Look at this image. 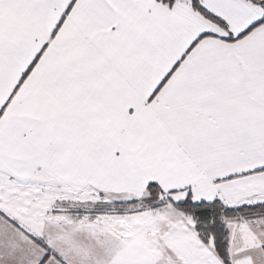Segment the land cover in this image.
Returning <instances> with one entry per match:
<instances>
[{
    "label": "snow or ice",
    "instance_id": "6c2138e0",
    "mask_svg": "<svg viewBox=\"0 0 264 264\" xmlns=\"http://www.w3.org/2000/svg\"><path fill=\"white\" fill-rule=\"evenodd\" d=\"M0 264H264V0H0Z\"/></svg>",
    "mask_w": 264,
    "mask_h": 264
}]
</instances>
